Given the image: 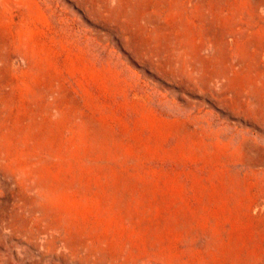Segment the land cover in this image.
I'll return each mask as SVG.
<instances>
[{"label": "rangeland", "instance_id": "rangeland-1", "mask_svg": "<svg viewBox=\"0 0 264 264\" xmlns=\"http://www.w3.org/2000/svg\"><path fill=\"white\" fill-rule=\"evenodd\" d=\"M0 264H264V0H0Z\"/></svg>", "mask_w": 264, "mask_h": 264}]
</instances>
